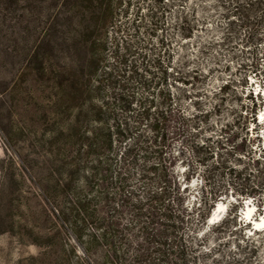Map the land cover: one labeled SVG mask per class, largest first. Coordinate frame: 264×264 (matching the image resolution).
Segmentation results:
<instances>
[{"label": "trees", "instance_id": "1", "mask_svg": "<svg viewBox=\"0 0 264 264\" xmlns=\"http://www.w3.org/2000/svg\"><path fill=\"white\" fill-rule=\"evenodd\" d=\"M181 1L76 0V82L68 86L76 89L74 208L76 243L83 249L82 255L76 252L77 264H89L88 257L94 264H210L208 231H202L221 194L232 189L237 199L258 198L264 207V154L257 156L253 139L243 132L249 121L244 126L236 121L238 132L226 125L216 139L200 142L204 120L186 114L173 92L179 79L173 41L192 39L201 29L196 16L191 18L196 8L185 10ZM217 1L227 19L225 40L256 49L264 41V0ZM52 21L48 48L57 32ZM239 30L246 31L243 37ZM256 55L253 70L261 65ZM47 69L62 87L53 65ZM230 87L226 82L215 95ZM215 112L217 105L201 115ZM178 139L182 153L187 148L190 154L185 180L203 173V206L193 211L184 203L189 186L182 188L175 174ZM209 161L212 169L204 170ZM223 225L217 223L216 230ZM30 261L54 263L46 252Z\"/></svg>", "mask_w": 264, "mask_h": 264}, {"label": "rangeland", "instance_id": "2", "mask_svg": "<svg viewBox=\"0 0 264 264\" xmlns=\"http://www.w3.org/2000/svg\"><path fill=\"white\" fill-rule=\"evenodd\" d=\"M179 4L185 10L196 8L191 18L196 16L201 27L192 39L178 37L172 45L179 71L173 92L186 114L204 120L199 122L198 140L216 139L226 125L238 132L234 123L244 126L248 120L243 132L253 139L257 156L263 155L264 106L259 105L264 99L257 92L264 89V41L255 49L236 39L225 40L227 19L217 0ZM176 16L170 14L168 21ZM51 21L57 32L48 48ZM245 32L237 34L243 37ZM256 52L259 70L252 68ZM48 63L64 82L62 87L50 80ZM72 81L76 82V0H0V264H32L30 258L44 252L53 264H77L76 252L83 254L76 243V89L68 86ZM226 82L231 84L227 93L216 96ZM215 105L218 112L201 115ZM181 141L173 142L175 174L182 188L189 186L184 203L193 211L203 206V173L185 180L190 154L187 148L182 153ZM207 163L202 168L211 170L213 162ZM254 199L248 202L259 219L264 207ZM220 200L228 211L202 231H208L207 250L212 249L209 263L264 264V231H251L252 225L239 215L247 200L237 199L232 189ZM6 229L13 232H3ZM88 261L96 262L93 257Z\"/></svg>", "mask_w": 264, "mask_h": 264}, {"label": "bare ground", "instance_id": "3", "mask_svg": "<svg viewBox=\"0 0 264 264\" xmlns=\"http://www.w3.org/2000/svg\"><path fill=\"white\" fill-rule=\"evenodd\" d=\"M261 91L264 92V89H262ZM255 208L256 207L253 204H250V202H248L247 208L244 209L245 212L244 214L246 215L247 218H251V220L253 221L254 228H252L251 231L255 229V231L257 232V229H261L264 227V215H261L259 219H254V216L252 215ZM227 211H228V206L226 205V203L221 200L218 201L215 207L213 208V212L208 218V223H207L208 226L215 224V222H217L216 219H218L223 212H227ZM250 224L252 225V223Z\"/></svg>", "mask_w": 264, "mask_h": 264}]
</instances>
